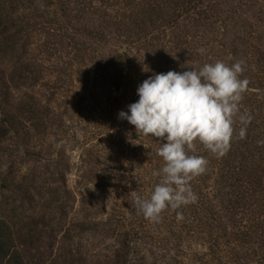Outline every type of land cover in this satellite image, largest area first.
Wrapping results in <instances>:
<instances>
[{
  "label": "rangeland",
  "instance_id": "obj_1",
  "mask_svg": "<svg viewBox=\"0 0 264 264\" xmlns=\"http://www.w3.org/2000/svg\"><path fill=\"white\" fill-rule=\"evenodd\" d=\"M236 1L204 0L206 17L181 13L165 25L145 14L168 0H0V264H225L205 234L177 238L170 215L133 214L125 192L142 189L166 141L138 136L118 114L153 73L228 64L232 51L251 79L250 55L264 52V3ZM259 91L248 88L239 107L255 109L264 127ZM255 134L264 140V128ZM212 166L199 187L210 198Z\"/></svg>",
  "mask_w": 264,
  "mask_h": 264
},
{
  "label": "clouds",
  "instance_id": "obj_2",
  "mask_svg": "<svg viewBox=\"0 0 264 264\" xmlns=\"http://www.w3.org/2000/svg\"><path fill=\"white\" fill-rule=\"evenodd\" d=\"M242 64L216 60L199 70L187 64L181 67L190 66L191 70L153 73L138 85L139 99L127 106L128 111L119 112L118 118L133 125L138 136L166 141L157 149L164 163L153 171L159 179L151 195L133 193L136 209L145 218L158 220L169 207L178 210L196 202L190 182L202 175L207 165L204 156L194 154L196 141L205 150L224 156L231 147L236 118L243 125L238 137L246 138L252 117L240 114L242 94L249 86L247 78H240ZM258 143L264 145V141ZM177 219H183L182 213L177 212Z\"/></svg>",
  "mask_w": 264,
  "mask_h": 264
},
{
  "label": "trees",
  "instance_id": "obj_3",
  "mask_svg": "<svg viewBox=\"0 0 264 264\" xmlns=\"http://www.w3.org/2000/svg\"><path fill=\"white\" fill-rule=\"evenodd\" d=\"M247 1L250 0H237L233 5L234 7L237 4L241 5L243 3L244 5ZM261 1L264 3V0ZM148 7L151 9L145 14L148 20H151V17L155 16L157 18L160 16L159 19H162L163 23H166L165 25H171L174 20L180 18L181 13L186 15L191 13L198 18H204L208 15L207 13L212 6L211 4H205L204 0H168L166 4L162 5L163 9L156 4ZM214 13L215 10L212 14ZM164 14L165 16H163ZM215 14H217V17H221L217 12ZM220 19V24L227 22L226 16ZM122 27H125V25ZM250 33L253 34L254 30ZM89 34H92V32H89ZM255 50L256 48L253 47L252 51L256 52ZM232 54L235 58L231 59L228 65H232L239 59L237 52L232 51ZM250 57L254 58L255 61L251 69L253 72L250 73L252 78L249 79V77L244 76L247 75L245 71H243L240 78H247L249 80L248 88L259 89L264 97V52L258 50V53H253ZM111 59L114 61L117 57L113 56ZM167 71L169 70L167 69L165 72ZM121 72L117 76L120 80L114 79L111 82L112 88H114L113 92L116 93L123 81ZM252 103L253 101L250 102V104ZM24 105L23 107H25ZM26 111L35 113L38 110L35 104H31ZM254 111L255 109L249 108L243 112L252 117L251 123L247 125L245 139H239L238 137L239 128L243 125L240 122L234 123L233 127L236 131L231 140V147L224 156H217L205 150L199 141L195 142L197 151L194 154L204 156L207 161L212 163V168L214 167L216 170L211 198H215L218 202L214 204L213 199L208 197L207 193L200 192V184L207 178V174L203 173V175L194 177L190 182L192 191L197 196L195 203L184 205L178 210L169 207L161 213L162 215L166 214V216L170 215L172 222L179 221V231L175 233L177 238L183 236V232L184 235L191 238L199 234H205L206 236H203L209 239L205 241L208 251L212 252V247H216L217 252L219 251L222 254L216 256V262L223 261L225 264H249L247 258L249 255L256 259L255 264H264V150L260 151L264 148V145L258 143V141L264 140H262V136L252 135L254 129L257 127L263 129L264 127L258 121L260 118L253 116ZM211 156H215V158L212 157L211 159ZM163 163L162 158L156 154L154 168L145 171L144 181L142 182L144 185L136 194L142 197L151 195L154 185L159 179L153 175V171L159 170ZM63 183L64 179L62 178ZM146 188H150V191L146 192ZM125 193V197L132 203L131 210L133 214L141 215L140 217L144 218V215L138 213L136 209L133 194ZM177 212L182 213L183 219H177ZM4 227L5 224L0 222V252L7 248L3 240ZM182 230L185 231L182 232ZM213 234H215V237L212 240L209 237L212 238ZM220 239L223 241V246L216 243Z\"/></svg>",
  "mask_w": 264,
  "mask_h": 264
}]
</instances>
